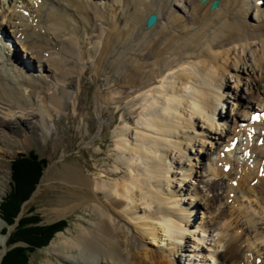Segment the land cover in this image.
Returning a JSON list of instances; mask_svg holds the SVG:
<instances>
[{
    "label": "bare ground",
    "instance_id": "6f19581e",
    "mask_svg": "<svg viewBox=\"0 0 264 264\" xmlns=\"http://www.w3.org/2000/svg\"><path fill=\"white\" fill-rule=\"evenodd\" d=\"M198 1L110 0L101 9L87 0H32L34 12H30L27 5L14 6V14L9 16L3 13L6 3L0 1L2 18L6 16L7 21L18 22L14 37L28 54L23 55L37 59L44 72H48L46 66H52L54 84L62 85L58 89L50 82L30 76L31 62L18 57L17 52L11 50L14 45L10 42L6 45L8 52L3 53L4 43L0 42V152L9 143L17 144V137L22 133H26L27 140L44 134V117L49 116L51 110L61 109L62 100L68 96L70 74L73 70H80L85 54H91V50L82 46L84 35H91L88 37L94 41L92 51L98 54L94 62L97 70L106 65L116 76L114 84L121 86L120 93L127 95L132 91L136 102L135 113L138 112L139 120L133 139L128 138L125 128L119 130V135L125 139L117 149L128 155L118 161L128 170L122 175L121 182L89 180L72 168L65 176L69 179L67 182L86 188L94 215V221L87 229L58 245V251L70 253L64 259L66 264H171L163 255L147 249L142 238L96 195H101L130 219L133 216L136 222L139 221L141 224L137 226L142 236L156 239L159 229L162 239L171 235L174 242L181 238L183 229L172 218L177 213L179 221H184V214L178 203L176 211L163 206L165 201H170V192L167 188L164 190L170 180V165L165 161L171 155H177V159L184 158L185 148L181 143L187 141V145L192 144L188 130L194 129L197 119L213 128L215 112L219 119L223 118V113L217 112V100L222 97L220 89L222 85L226 86V78L238 81L239 73L247 71L246 58L242 59L247 53L251 54L260 73L262 90L256 83L250 87L244 102L240 101L241 96L237 97L236 105L243 107L242 116L246 117L250 115L252 100L258 102V107L264 104V12L256 5L264 6V0H223L215 10L209 9L212 0L201 6H198ZM172 2L181 3L189 16L177 15ZM15 8L23 12L14 11ZM41 8L47 11L43 16L42 10L39 12ZM250 12L256 17L254 25L245 22ZM151 13L158 16L157 21L151 28H146L145 20ZM118 24H121L119 29ZM79 35L83 36L82 40L77 39ZM229 60L233 61L232 66ZM11 65H20L19 74L14 75L16 78L7 73L3 77L2 67L5 69ZM230 69L236 73L232 74ZM27 73L28 76H24ZM22 87L27 89V93H22ZM236 118L233 128L224 130L228 137L236 129L232 136L238 138V147L235 153L228 151V154H235V162L229 158L230 155L217 162L213 159L214 166L210 164L207 168V176L215 178L207 186L213 191L224 187L226 200L231 193L234 197L230 202L231 209L219 210L218 217L233 219L238 227L244 229V235L240 237L234 235L226 240V234L221 236L224 241L223 260L228 264H242L245 252L250 251L242 248V244L247 242L248 247L256 242L264 245V118L259 125L254 123V126L247 125L245 129L238 130L240 119ZM260 137H263L261 147L255 144ZM249 138L254 139L253 145L247 142ZM174 139L181 140V143ZM128 140H133L134 146L128 147ZM244 144L245 148H251L249 158L242 156ZM214 148L219 154L223 146L219 144ZM219 161L222 163L220 168ZM227 164H230V170L225 173L222 168ZM260 166L263 170L259 173ZM251 178L256 179L255 186L248 184ZM224 180L236 185L225 184ZM217 198L214 196L212 201L216 202ZM241 200H245L247 205ZM140 205L145 210L152 205L156 207V211L149 213L152 218L137 215ZM236 206L238 209L234 210ZM241 215L247 221L243 225L235 220ZM257 221H262L263 225L256 227L254 223ZM260 251L264 254V247ZM73 253L75 256H71ZM257 257L251 264H257Z\"/></svg>",
    "mask_w": 264,
    "mask_h": 264
},
{
    "label": "rangeland",
    "instance_id": "374dc122",
    "mask_svg": "<svg viewBox=\"0 0 264 264\" xmlns=\"http://www.w3.org/2000/svg\"><path fill=\"white\" fill-rule=\"evenodd\" d=\"M0 1L6 3V8L3 11L6 16L14 14L12 12V7L14 6L23 7L27 5V9L30 12H34L35 9L32 0ZM87 1L100 6L101 9L105 7V2L106 5L110 2V0ZM219 1L223 2V0ZM197 4L201 6L199 1ZM256 5L262 7L264 12V6L258 3ZM172 7L177 15L181 17L189 16V12L183 9L181 3L172 2ZM41 10V15H45L46 8H41L39 12ZM14 11L23 12L17 8ZM103 11L105 12V10ZM39 12L38 14H40ZM6 16L2 18V15H0V42L4 43L3 53L7 50L5 42L9 41L12 46L14 45L13 50L17 52L18 57L20 56L26 62H31L33 67L30 76H37L55 85L53 67L46 66L48 72H44L37 59L27 57V52L20 48L18 39L14 37L15 26L18 22L14 20L7 21ZM255 18V14L250 12L245 22L249 25H254L256 23ZM25 22L29 24V22ZM120 25H117L118 29ZM82 35L77 36V39L82 40ZM88 36L91 35H84L82 46L89 51L91 50V54H85L79 65L80 70H73L70 74L67 80V82H70L67 89L68 96L62 100L61 109L57 111L51 110L50 115L44 117V134L34 140H27L26 133H22L17 137V144L9 143L5 150L0 152V204L10 190V166L18 154L28 155L32 153L39 159H44L45 162L38 183L30 197L23 203L22 210L16 221L27 214L28 216H38L40 220L37 225L46 226L59 220H65L67 223L66 228L61 232L55 233L46 246L35 249L30 254L29 261L32 264H46V262L50 261L54 264H66L64 259L70 253L68 255L61 253L58 251V245L67 238L76 237L80 230L87 229L94 221V215L89 203L91 197L86 188L66 181L69 180L65 176H67L70 168L79 171L82 176L89 180L98 179L105 182L114 180L121 182L122 175L128 171L122 164L118 163L119 160H123L128 155L120 152L117 147L121 140L125 139L119 135V130L125 128L128 138L132 139L136 134L137 130L135 127L138 126L137 122L139 120L138 112L135 113L136 102L132 91H129L127 95L120 93L121 86L114 84L116 76H113V73L106 65L97 70V65L94 62L98 54L92 51L94 41ZM230 59L233 60V58ZM242 59L246 60L247 73H239L238 81L236 78H226V86L222 85L220 89L222 97L217 100V112L221 111L223 118L219 119L218 113L215 112V115H213V128L208 127L202 119H197L194 122V129L188 130V134L192 137V144L187 145V141L181 143V140L174 139V141L184 146V158L177 159V155H171L165 161L166 164L170 165V172L168 173L170 180L164 190L167 188L166 190L170 192V201H165L163 206L170 211H176L178 210L176 203L179 204V208L182 210L180 212L184 214V221H179L177 213L176 217L173 216L172 221L179 224L183 229L181 238L173 242L171 235H168L170 239L165 237L164 240L159 229L156 232V239L150 236H142L138 231L137 225L141 224L139 221L136 222L133 216V219H130L119 209L110 205L101 195H96L102 204L116 213L118 219L128 224L132 231L142 238V243L147 249L163 255L172 262H170L171 264H228L223 260L224 241L221 240V236L226 234L225 239L228 240L234 235L239 237L244 235V229L241 226L238 227L233 219H231L233 222L226 219L222 220L217 214L219 210L231 209L232 205L230 202L234 198L232 196L233 193L226 200L227 194L223 192L224 187L221 190L219 188L217 191H213L207 186V183L215 179L211 174V176H207L209 174L207 168L208 166L210 167V164L214 166L213 158H216V160L219 158L214 146L217 144L224 145L230 139V135L234 132H231L232 134L230 133L227 138L224 130L225 128H230V130L233 128L236 117L243 123L248 117L242 116L243 107H237V97L241 96L240 101L244 102L249 94L250 87L256 83H259V90H262L261 82H259L260 73L253 63L251 54L247 53ZM107 62L109 61L107 60ZM232 62L229 60L230 66H232ZM22 63L24 62L22 61ZM19 69L20 65L19 67L14 65L6 66L5 69L3 66L2 76L6 77L9 74L8 76L16 78L14 75L19 74ZM229 71L232 74L236 73L234 69ZM28 74H24V76L27 77ZM107 77L109 78L108 80H106ZM59 84L55 85L58 89L62 87ZM21 90L23 91L22 93H27L25 87H22ZM251 105L254 109L258 108V103L255 100H252ZM118 111L121 112L117 115L113 114ZM123 114H125V118ZM219 137L220 139L217 140ZM188 140L190 139L188 138ZM130 141H126L128 142V147L134 146L133 140ZM204 152L207 153L204 154ZM218 164H221V162ZM260 169L261 167H259ZM251 179L248 184L255 186V184L253 185L255 178ZM224 182L229 184L226 180ZM216 195L218 197L217 201L213 202L212 200ZM241 202L247 205L245 200H241ZM254 203L252 202V204ZM225 205L230 206V208H226ZM139 208L137 215H146L150 218L152 217L149 213L156 211L154 205L148 210H145L143 205H140ZM237 209L238 207L236 206L234 210ZM256 216L260 219L259 215ZM235 220L242 225L247 223L242 215ZM150 221H153V219H150ZM261 223L262 221H257L254 225L259 227L263 225ZM15 226L16 224L7 226L0 219V260L10 249L7 240ZM5 229L7 230V232L5 231L6 233L4 232ZM254 244L251 243V247H248L247 242L242 244V248L250 250L245 252V256L243 255L242 264H251L255 256H258L255 260L257 264L261 262L264 264V254L260 251L264 245L257 242ZM19 245H22V243H17L13 246ZM256 250L261 254L259 252L257 254ZM71 256H75V253Z\"/></svg>",
    "mask_w": 264,
    "mask_h": 264
},
{
    "label": "trees",
    "instance_id": "16d2710c",
    "mask_svg": "<svg viewBox=\"0 0 264 264\" xmlns=\"http://www.w3.org/2000/svg\"><path fill=\"white\" fill-rule=\"evenodd\" d=\"M44 159L36 155L18 154L11 162L10 190L0 204V219L7 226H16L7 240L10 249L3 255L0 264H32L30 254L38 248L46 246L54 234L66 228V221L59 220L49 225H37V215H23L18 221V215L23 203L30 197L44 167ZM41 165V166H40ZM24 186V187H23ZM7 232L5 229L4 232ZM5 232V233H6ZM22 243L19 246H13Z\"/></svg>",
    "mask_w": 264,
    "mask_h": 264
},
{
    "label": "water",
    "instance_id": "95a60500",
    "mask_svg": "<svg viewBox=\"0 0 264 264\" xmlns=\"http://www.w3.org/2000/svg\"><path fill=\"white\" fill-rule=\"evenodd\" d=\"M205 0H201V2H204ZM218 2L215 0L213 1L211 5V10L216 8ZM157 21V17L154 14H149L145 20V27L146 28H151Z\"/></svg>",
    "mask_w": 264,
    "mask_h": 264
}]
</instances>
